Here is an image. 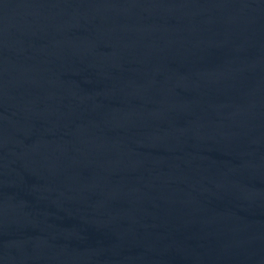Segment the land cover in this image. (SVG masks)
Instances as JSON below:
<instances>
[{"label":"water","instance_id":"obj_1","mask_svg":"<svg viewBox=\"0 0 264 264\" xmlns=\"http://www.w3.org/2000/svg\"><path fill=\"white\" fill-rule=\"evenodd\" d=\"M0 264H264V0H0Z\"/></svg>","mask_w":264,"mask_h":264}]
</instances>
